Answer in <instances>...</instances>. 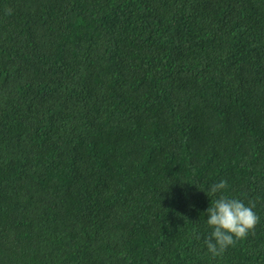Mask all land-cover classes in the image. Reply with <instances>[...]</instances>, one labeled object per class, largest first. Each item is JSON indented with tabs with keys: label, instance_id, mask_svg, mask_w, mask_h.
Wrapping results in <instances>:
<instances>
[{
	"label": "trees",
	"instance_id": "obj_1",
	"mask_svg": "<svg viewBox=\"0 0 264 264\" xmlns=\"http://www.w3.org/2000/svg\"><path fill=\"white\" fill-rule=\"evenodd\" d=\"M0 264H264V0H0Z\"/></svg>",
	"mask_w": 264,
	"mask_h": 264
},
{
	"label": "clouds",
	"instance_id": "obj_2",
	"mask_svg": "<svg viewBox=\"0 0 264 264\" xmlns=\"http://www.w3.org/2000/svg\"><path fill=\"white\" fill-rule=\"evenodd\" d=\"M227 188V181L222 179L212 184L208 191L204 190L209 197L217 196L206 209V224L212 230L204 243L213 258L221 257L230 246L245 239L260 220L254 211V201L249 200L245 204L241 199L230 197L225 194ZM192 238L199 240L200 236L193 232Z\"/></svg>",
	"mask_w": 264,
	"mask_h": 264
}]
</instances>
